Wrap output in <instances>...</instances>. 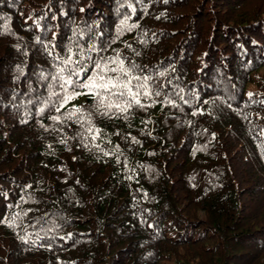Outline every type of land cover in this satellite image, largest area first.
I'll return each mask as SVG.
<instances>
[{
  "label": "trees",
  "instance_id": "1",
  "mask_svg": "<svg viewBox=\"0 0 264 264\" xmlns=\"http://www.w3.org/2000/svg\"><path fill=\"white\" fill-rule=\"evenodd\" d=\"M0 264H264V0H0Z\"/></svg>",
  "mask_w": 264,
  "mask_h": 264
},
{
  "label": "snow or ice",
  "instance_id": "2",
  "mask_svg": "<svg viewBox=\"0 0 264 264\" xmlns=\"http://www.w3.org/2000/svg\"><path fill=\"white\" fill-rule=\"evenodd\" d=\"M116 60L119 63L118 68H108L106 62H96L95 63V70L93 72L92 76H89L87 81H81L79 78L82 74H84L87 69L84 64L81 63V61H73L71 56L68 57V59L64 60L63 63L67 68L68 75L65 78L62 74L65 72V68L59 69V73L57 77H53L54 80H60L62 81L59 86L62 90H65V95L62 98V101L59 104V107H57V111H60V108L64 106L69 100L73 98L74 95H79V92H67V89L69 86H71L72 89H75L77 87H83L89 89V91H96V90H104V92L107 93V97L100 95L99 91H96V94L99 97V106H106L107 108L111 109L113 107L119 109L120 111H126L128 107L131 106V103L127 104H121L118 102H113L111 100L112 96H120L124 97L125 95L132 97V102L139 104L140 101L137 99L138 93H133L132 89L129 87L130 81L124 82L122 81L119 76L112 77L107 76V72H116V73H122L124 75H127L128 69H126L123 65V61L119 59V57L116 58ZM71 66V67H69ZM73 77H76V79H73ZM120 89H123L121 91ZM149 93L145 91L144 95H148ZM159 95V93H156ZM53 95H57L58 99L59 96L56 93H53ZM251 95V93L249 94ZM107 99V104H106ZM80 111L79 109H73L72 112H70L69 118L75 113ZM53 119H59V117H53Z\"/></svg>",
  "mask_w": 264,
  "mask_h": 264
}]
</instances>
